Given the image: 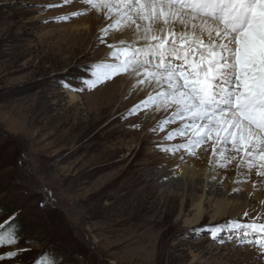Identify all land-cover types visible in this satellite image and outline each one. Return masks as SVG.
Masks as SVG:
<instances>
[{
  "label": "rangeland",
  "instance_id": "rangeland-1",
  "mask_svg": "<svg viewBox=\"0 0 264 264\" xmlns=\"http://www.w3.org/2000/svg\"><path fill=\"white\" fill-rule=\"evenodd\" d=\"M63 2L0 0V224L13 218L18 229V242L0 246V256L18 254L0 264H36L42 256L55 264H264V254L225 226L254 218L204 215L187 224L199 192L179 190L168 175L175 154L157 147L184 141L163 140L172 123L150 130L161 121L148 118L156 107L129 114L144 99L137 93H115L107 109L111 85L85 86L103 56L93 46L101 27L69 55L65 30L82 15L59 17L86 4L49 6ZM68 90L79 98L71 101Z\"/></svg>",
  "mask_w": 264,
  "mask_h": 264
},
{
  "label": "snow or ice",
  "instance_id": "snow-or-ice-1",
  "mask_svg": "<svg viewBox=\"0 0 264 264\" xmlns=\"http://www.w3.org/2000/svg\"><path fill=\"white\" fill-rule=\"evenodd\" d=\"M71 2L75 0L49 6ZM83 3L86 8L59 18L70 19L94 9L112 21L100 29L102 36L110 30L135 32V39L129 43L108 45L114 62L92 65L90 78L84 81L86 87H95L120 74L135 73L141 78L137 83H154L160 91L135 104L129 114L150 107L166 112L172 109L151 131H163L168 124L179 123L163 140L180 137L184 142L157 141L159 150L170 154L183 150L184 154L196 156L198 149L210 143L217 166L235 162L238 177L241 168H246L249 175L255 170L257 177H264V0ZM261 219L264 214L247 223L228 220L225 226L239 234L240 243L253 245L264 254V223L258 222ZM219 229L217 226L211 230L214 238ZM17 231L13 218L0 224V246L17 243ZM17 254L9 251L0 259ZM36 264L55 262L42 256Z\"/></svg>",
  "mask_w": 264,
  "mask_h": 264
},
{
  "label": "bare ground",
  "instance_id": "bare-ground-1",
  "mask_svg": "<svg viewBox=\"0 0 264 264\" xmlns=\"http://www.w3.org/2000/svg\"><path fill=\"white\" fill-rule=\"evenodd\" d=\"M111 22V19H105L102 12H97L92 9L88 14L82 15L72 22V24L65 30V39L61 44L63 47L65 46L66 48L68 46V49H71L68 51L69 55H71L72 51L76 48L78 49L80 46L84 47L88 44L90 38L94 36L98 27H101V29L105 28ZM176 28L178 31L180 30L179 25H177ZM99 35L100 31L96 36L98 37ZM107 36L110 38L108 37L107 39L106 36H103L99 41L95 42V45H93L96 47V50L101 49L103 53L100 60L94 62L93 65L101 61L105 63H113L114 60L109 56L112 49H110L108 45H116L119 44L120 41L129 43L135 39V32L134 29L110 30ZM105 38L108 41H105L103 45L104 47L101 48L100 45L104 42ZM72 48H74V50H72ZM60 50H63V48ZM95 53L97 52L95 51ZM138 79L141 78H138L135 73H124L88 89L94 90L97 88L96 90L98 91L105 88L106 85H111L109 88L111 91L108 96L105 97L104 101L105 108L107 109L112 105L113 98H116L115 93L117 96H120L126 92L128 95H131L133 92L137 93V97L145 99L149 94H155V92L160 91L159 88L155 87L154 83L145 82L140 84L137 83ZM134 85L135 87H133ZM75 93L68 90L70 100L73 102L79 98V96L76 95L77 93ZM170 111H172V109H169L166 112L162 108L156 107L149 110L147 114L150 121L154 123L158 119H164ZM147 125L149 126V124ZM171 125L177 127L174 123ZM176 140H178V137ZM207 149L212 152L210 143L197 150L199 151L198 154L202 156L201 160L197 158V155L192 157L188 156L186 157L187 159H185L184 156H187V154H184L182 152L183 150L180 151L182 153L178 151L179 153H175V155L171 157L173 164L168 175L173 179L175 185L177 187H182V189L179 190H184L186 194L192 188L196 193L199 192V195H197L199 201L193 202L194 214L191 219L187 220V224L199 223L204 215H208L210 219L213 220L214 218L218 219L224 216L234 217L235 219L244 216L245 212L249 213L248 217L250 219L255 218L259 214H264V203H262L264 202V181L262 182L261 177H257L255 170L253 171V177L250 180L245 179L248 175L246 168L240 169L241 175L238 177L235 162L234 167H236V169L234 172L230 173L229 170L231 169V165L230 167L217 166L216 160L212 158V163H209V156H204V152H206ZM181 156H183V159H181ZM204 169L216 170L217 175L214 176L207 173ZM259 179L262 182L261 185H257L260 183ZM237 180H240L241 182L237 183ZM254 182L256 183L255 187H253ZM233 189H239V192L234 193ZM249 194H251V196ZM204 199H206V201H204Z\"/></svg>",
  "mask_w": 264,
  "mask_h": 264
}]
</instances>
